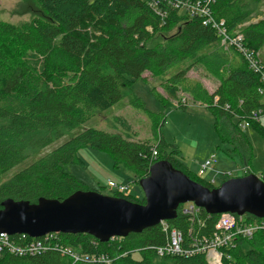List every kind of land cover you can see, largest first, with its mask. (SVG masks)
<instances>
[{
    "label": "trees",
    "instance_id": "16d2710c",
    "mask_svg": "<svg viewBox=\"0 0 264 264\" xmlns=\"http://www.w3.org/2000/svg\"><path fill=\"white\" fill-rule=\"evenodd\" d=\"M28 2L26 12L34 17L30 27L21 29L0 21V179L22 167L0 185V208L6 199L36 203L44 197L62 201L75 192L89 191L82 181L65 170L70 164L83 165L78 152L86 147L106 153L114 168L131 171L138 184L149 176L152 165L169 161L193 181L215 188L176 159V146L172 152H164L168 147L164 139L154 146L132 140L130 134L135 137L137 134L123 117L115 118V122L129 137L95 128L77 133L96 112L107 111L125 99L135 81L148 84L145 73L158 79L173 65L182 63L184 68L180 72L160 84L169 101L180 103L178 82L195 65L190 63L186 67L185 63L199 53L204 56L208 72L219 82L213 93L204 87L201 91L202 86L189 92L216 116V129L223 140L232 137L237 143L245 142L240 144V154L251 162L250 144L240 125L248 121L264 138L261 122L252 120L253 113L263 111L264 116V81L238 51L229 49L238 55L232 58L225 49L220 50L221 38L212 26L204 24L203 18L191 16L189 11L180 13L165 2L154 6L153 0ZM262 2L215 0L210 11L216 22H225L228 33L234 37L235 32H241L244 46L259 53L264 45V22L250 23V18ZM158 34L169 36L174 47L171 51L148 48ZM151 92L162 105L169 106L155 88ZM132 100L134 106L154 119L157 128L161 114L145 109L140 98ZM234 119L238 122L235 127ZM66 137L69 138L61 145L30 162L39 152ZM154 149L158 152L156 157H153ZM260 178L264 181V177ZM112 196L145 203V198L138 200L130 194L113 192ZM217 221L218 215H209L203 209L193 221L183 214L181 205L178 217L167 221V225L183 235V248L188 249L194 237L214 232ZM11 240L15 246L24 245L20 235L12 236ZM59 241L84 254L106 255L110 264H155L157 260L208 264L204 255L158 256L156 251L169 245V232L164 231L162 223L108 243L88 234H60ZM221 252L225 254L223 264H264V239L259 233ZM0 264L107 263H74L56 250L34 256H18L4 250L0 253Z\"/></svg>",
    "mask_w": 264,
    "mask_h": 264
},
{
    "label": "rangeland",
    "instance_id": "374dc122",
    "mask_svg": "<svg viewBox=\"0 0 264 264\" xmlns=\"http://www.w3.org/2000/svg\"><path fill=\"white\" fill-rule=\"evenodd\" d=\"M262 4L253 11L250 23L264 22V0ZM28 5V0H0V21L11 23L21 29L30 27L34 17L26 12ZM186 11L188 10L181 9L180 13H186ZM228 34L232 35L231 33ZM235 34L239 35L242 33L235 32ZM170 42L168 35L158 34L148 44V48L169 52L174 48ZM231 48L234 49L228 44L224 45L221 41L220 50L225 49L232 58H238V55L233 53ZM233 51L238 53L235 49ZM254 53L259 56L261 62H264V45L259 50V53ZM190 63H195V65L188 70L185 79L178 82L181 89L178 97L179 99L185 98L188 102L185 111L178 109L179 106H182L181 103L177 102L178 100L169 101L168 95L160 86L163 81L173 78L176 73L184 68V65L179 63L165 71L158 79H153L149 73H145L144 77L147 78L148 84L142 80L135 81L125 99L107 111L96 112L91 121L86 126L81 127L77 133L82 132L86 128H95L129 137L122 126L115 122V118L123 117L137 134V137L130 134L132 140L146 141L154 146L161 139H164L168 147L163 151L172 152L173 147L176 146L178 150L176 159L179 158L185 161L187 165H190L196 171L195 176L197 177L200 166L211 156H216L217 162L213 165V168L207 170L203 176L198 177L204 182H210L215 179L216 183L214 186L219 187L227 180L244 177L248 174L264 177V138L253 127L243 129L242 126L240 128L242 132L244 131L247 143L250 144L251 162H248L240 154V144H244V141L237 143L230 136L228 140L222 139L216 129V116L205 105L196 102L195 95L193 96L189 92V90L193 92L195 88L202 86L201 91H203L204 87L206 91L213 93L218 85V78L208 72L202 53L195 55L189 62L185 63L186 67ZM154 88L163 97L164 101L168 102L169 106L165 107L153 96L151 90ZM133 98H140L145 104V109L157 115L161 114L159 118L160 125H157V128L155 127L154 119L147 112L132 104ZM260 122L264 127V116ZM232 124L235 127L238 124L237 120L234 119ZM68 138H63L46 151L39 152L30 162L37 160L42 154L50 152ZM78 157L83 162V165L70 164L65 167V170L82 181L89 191L112 196L113 191L108 186V183L112 181L118 185L127 186L128 194L135 197V199L142 200L144 198V193L139 184L135 182L133 173L124 167L114 168L113 161L106 153L86 147L78 152ZM19 169L17 168L3 176L0 179V185L5 183ZM75 251L82 254L78 250ZM135 257L138 258V254H135ZM155 264L174 263H165L162 260H157ZM208 264L210 263L208 262Z\"/></svg>",
    "mask_w": 264,
    "mask_h": 264
},
{
    "label": "water",
    "instance_id": "95a60500",
    "mask_svg": "<svg viewBox=\"0 0 264 264\" xmlns=\"http://www.w3.org/2000/svg\"><path fill=\"white\" fill-rule=\"evenodd\" d=\"M139 186L144 204L95 191H78L62 201L44 197L36 203L6 199L0 208V233L31 239L50 233L88 234L108 243L175 220L178 208L187 203H194L209 215L249 214L264 219V181L255 174L233 178L210 189L169 161H159Z\"/></svg>",
    "mask_w": 264,
    "mask_h": 264
},
{
    "label": "built area",
    "instance_id": "2783aa9c",
    "mask_svg": "<svg viewBox=\"0 0 264 264\" xmlns=\"http://www.w3.org/2000/svg\"><path fill=\"white\" fill-rule=\"evenodd\" d=\"M160 2L168 3L174 9L188 10L191 16L197 15L203 18L206 26H212L221 37V41L224 45L228 44L230 47H234L247 61L250 68L260 74L261 79L264 81V64L259 61V56L244 46V36L242 34L231 37L228 34L225 22H216L211 15V5L215 3V0H153L154 6ZM259 63L263 66H260ZM181 105L186 107L188 102L185 98L181 99ZM263 111L253 113V119L260 121L263 117ZM243 129L250 127L249 122L244 120L240 127ZM158 156L157 150L154 149L153 157ZM217 162L216 156H211L207 159L198 171V177L203 176L207 170L212 169L213 165ZM246 173V171H245ZM111 191L128 194V187L124 185H118L112 181L108 183ZM112 192V193H113ZM183 214L191 218V220L198 219L201 209L194 203H187L182 205ZM252 216V215H251ZM165 232H169V245L166 248H160L156 251L160 257L165 256H186L192 257L194 255H204L206 260L210 264H223L224 253L222 249H231L236 247L239 240L252 239L257 234H262L264 239V219L251 220L247 214L238 216L232 213H223L218 215V221L215 226V231L210 235L202 237H194L192 239L191 246L188 249L183 248L184 239L183 235L175 230H170L167 222H162ZM58 233H50L42 238L31 239L26 235H20L24 239V245L15 246L11 240L12 236L6 233H0V253L4 250H8L12 254L18 256H34L48 250H56L63 255L69 257L74 263H90V262H104L109 264L110 260L106 255H90L77 253L73 248L69 246L61 245L59 241ZM29 238V239H25ZM116 239V238H115ZM26 240V241H25ZM114 240V239H112Z\"/></svg>",
    "mask_w": 264,
    "mask_h": 264
},
{
    "label": "crops",
    "instance_id": "0c3cea01",
    "mask_svg": "<svg viewBox=\"0 0 264 264\" xmlns=\"http://www.w3.org/2000/svg\"><path fill=\"white\" fill-rule=\"evenodd\" d=\"M207 158H208V157H207ZM182 159H184V158H182ZM178 160H179V161L185 166V168H187L188 171L192 172L193 174L196 173V171H194L190 165H187V163H186L185 161H183V160H181V159H179V158H178ZM245 174H246V173H245ZM205 182L210 183V184H212V185H215L216 180L213 179V180L210 181V182H209V181H205ZM215 187H216V186H215Z\"/></svg>",
    "mask_w": 264,
    "mask_h": 264
},
{
    "label": "bare ground",
    "instance_id": "6f19581e",
    "mask_svg": "<svg viewBox=\"0 0 264 264\" xmlns=\"http://www.w3.org/2000/svg\"><path fill=\"white\" fill-rule=\"evenodd\" d=\"M259 61H260V60H259ZM263 63H264V62H263ZM259 65H260V66H263V65H261L260 63H259Z\"/></svg>",
    "mask_w": 264,
    "mask_h": 264
}]
</instances>
